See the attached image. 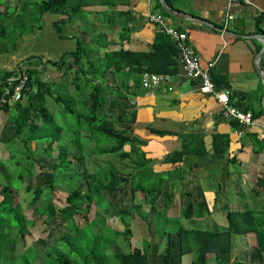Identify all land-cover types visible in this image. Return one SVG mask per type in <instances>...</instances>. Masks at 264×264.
I'll return each mask as SVG.
<instances>
[{"label":"crops","instance_id":"crops-1","mask_svg":"<svg viewBox=\"0 0 264 264\" xmlns=\"http://www.w3.org/2000/svg\"><path fill=\"white\" fill-rule=\"evenodd\" d=\"M89 1L83 7L84 13L74 10L69 17L71 20L62 24L63 37L55 29L56 22L62 17L61 12H57L49 22H45L46 26L39 27L41 32L37 38L26 39L31 44L24 51L41 53L45 56L43 61H46L51 59L52 54L61 56L65 51H74L79 38L90 49L89 56L84 58L89 66V61H98L100 56H105L109 51L124 49L148 52L156 41L166 36L177 45L160 23L150 19L151 14H157L169 26L187 33V44L200 55L204 65L215 62L210 71L216 86L229 89L231 104L251 113L256 119L253 124L243 123L237 118L226 119L216 98L209 93H203L199 83L187 76L180 62L177 72L172 73L175 75L172 84L153 89L142 86L141 80L146 72L138 74L130 71L131 76H126L129 70L127 67L120 76L113 66L105 75L103 93L106 91L107 96L102 118L108 117L105 111L108 102L112 109L118 105L112 101L113 98L126 102L125 110L122 109L118 116L123 111L136 113L132 135L144 139V146L138 150L143 151L149 163L139 165L144 161L142 160L135 164L130 159L133 156L131 154L130 157H124L131 163H125L121 168L114 166L119 175L130 179L119 185V197L130 195L128 203L135 211L126 207L127 213L132 215V222L125 221L123 228L112 229L115 235L110 236L114 240L109 246L110 249L116 250V245L121 242L120 236L124 235L129 251L110 252L108 248L107 253L113 255L115 252L129 253L136 248H147L155 258V264H163L159 254L166 250V232L173 229L179 231L178 227L181 226L187 232L182 236L186 240L180 246L185 249L180 264H193L200 246L202 250L207 249L202 264H264V184H260L264 179V0H252V5L244 2L237 4L232 0H167L171 7L186 14L183 18L170 15L161 0ZM229 12L235 18L231 20L224 34L221 28ZM32 33L36 34L34 30ZM93 34H97L96 39L91 37L94 40L83 38L84 35ZM38 43L37 49H31ZM46 44L51 46L47 47ZM30 56L32 54L25 55L23 60H28ZM29 66L32 64L29 63ZM63 67L66 70L62 74L66 73L68 65ZM63 67L54 69L61 70ZM258 67L262 69L263 76ZM12 69L14 68L10 70ZM42 74L44 72L40 71L41 79ZM88 86L85 98L92 92L93 87L91 84ZM78 93L80 94L79 91ZM112 95L114 96L110 98ZM73 100L71 98L72 108L66 106L64 110H78L84 115L87 106L76 105ZM9 115L5 109L0 111V165L4 161L9 164L15 152L20 154L19 149L15 151L11 145H7L16 138ZM73 115L76 123V116ZM118 116L108 118L115 119ZM57 122L59 126H64L59 120ZM116 124H123L125 127L121 129ZM130 124L129 121L116 122L114 128L125 130ZM218 134L227 135L229 139V149L224 154L215 153L214 141ZM32 142L36 141L33 139L31 146ZM130 144H125L123 149L126 151L125 146ZM261 148L262 151H255ZM73 149V152H77L75 146ZM84 152L86 159L100 155L88 148ZM110 155L121 157L119 153ZM169 155L175 158L181 156V159L178 157L165 160ZM56 156L57 152L51 159ZM71 158L75 159L74 156ZM55 163L54 159L53 165ZM8 166L12 169L17 167L12 164L5 168ZM46 166L45 169L41 168L42 172H51L48 170L50 165ZM98 169L96 166L89 171ZM71 173L72 171L55 172V177L61 174L65 181H55L53 187L40 175L37 186L54 191L55 186L60 184L69 187L70 193L76 187ZM133 174L139 175V181L134 180ZM134 188L137 190L134 191ZM146 190L149 192L146 193ZM48 196L42 198L41 202H45ZM52 198L54 200V196ZM66 200L67 204L68 196ZM105 201L113 203L109 197ZM94 205L100 208L101 216L90 217V220L105 217L107 226L106 220L118 215L115 214L116 204L111 208L106 204L104 209L94 203L90 216ZM120 205L121 202H118L119 208H122ZM204 211L206 212L202 213ZM109 212L111 216L107 218ZM31 216L34 217V214ZM158 216H169L170 230L154 229L152 220L156 221ZM144 221L148 224L145 233L140 228ZM136 222L140 231H135ZM85 224L86 219L83 217L81 225L87 226ZM64 229L66 230L63 227L55 237L61 236ZM31 233L29 235H34L36 231L31 230ZM128 233H132V237ZM38 235H35V240ZM94 236L95 234L90 235ZM101 242L104 247L105 241ZM40 250L35 264L39 260L42 261L40 264L45 262V253L42 248Z\"/></svg>","mask_w":264,"mask_h":264},{"label":"trees","instance_id":"trees-1","mask_svg":"<svg viewBox=\"0 0 264 264\" xmlns=\"http://www.w3.org/2000/svg\"><path fill=\"white\" fill-rule=\"evenodd\" d=\"M5 2L6 0H0V3L5 4ZM89 2V0H42L35 2L13 0L7 11L0 10V40H5L8 36L9 27L6 24V19L7 16H10L11 9H23L27 17H35L37 12L41 15L47 12H61L62 17L56 22L55 29L63 37L62 24L71 20L69 17L72 11L78 10L84 13L83 7ZM19 33L26 32L21 30ZM15 49L16 46L14 45L7 49V52ZM89 51L90 49L78 38L77 48L74 51L63 52L59 59L43 61L42 56L38 58L32 55L28 60H24L17 65L28 71L30 76L29 85L38 88L35 91H26L20 100L14 102L13 105H6L4 108L10 114L8 118L16 131V138H13L12 142H18L19 140L23 145L20 154L14 153L11 157L12 160L16 159L14 164L17 166L14 169L11 168L13 173L9 168H5L4 163L0 165V264H35L41 248L46 257L43 264H152L149 258L152 254L147 248H136L134 252L129 253L115 252L113 255L108 254L107 250L113 242L109 237L106 238L105 229L107 228L105 227L107 226L104 224L101 232L94 237H90L89 225L93 222L104 223V219H106L104 217L103 220H90L92 205L97 203L104 208L106 197L118 199L121 194L119 185L125 181H130V179L119 175L118 170L116 168L112 169V167L89 171V168H86L88 165L86 166L85 163L86 154L84 151L87 146L89 147L88 150L93 153H119L122 159L130 157L131 154L125 151L123 147L133 141L132 128L136 121V113L123 111L115 119L102 118V110L107 96L106 91L105 94L103 93V85L106 84L105 75L113 66L120 76L128 68L126 76H131L130 71L138 74L144 72L175 73L179 68V50L175 42L169 36H166L164 39L156 41L148 52H132L124 49L109 51L106 52L105 56H100L98 61H89V66H87L84 58L89 56ZM29 63L32 66H29ZM64 65H68L66 73L77 68L76 70L80 71V76H82L87 71L85 80L88 81H85L83 90V84L80 82L79 77L76 79L77 82L74 83L80 94L84 95V104L88 109H85V116L78 110H71L76 116V123L73 124L72 133L69 136L65 133L67 125L59 126L55 113L47 108L45 105L46 99L44 98L46 94H50L57 102H65L68 107L72 106L71 99L64 101L60 93L54 91L52 83L42 80L39 75L40 71L47 69V66L60 69ZM15 69H0V93L3 91L7 78L14 74ZM88 84L93 87L90 96H88L90 99L87 96L85 98L84 91ZM34 112L38 114V118L34 116ZM37 119H39L38 122ZM124 121L131 123L127 129L117 130L114 128V123ZM34 122H37V127L30 131V124ZM153 130L160 134L163 133V131H157V129ZM33 139L36 143L41 140H47L49 143L42 150L33 149L31 146ZM106 139H108L109 144H105ZM74 146L77 152L72 151ZM214 149L216 154L227 152L229 149L228 136L216 135ZM262 150L263 148L260 150L255 149L258 152ZM55 152H57L56 163L51 166L52 169L48 168L51 172H45V170L39 172L34 169V158L36 156H46L51 159ZM71 156H74L75 159H72ZM178 157L181 159V156ZM178 157L175 158L173 155H169L166 156L167 159L165 160L178 159ZM142 160L144 161L139 165L149 163V159L145 158L143 151H136L135 158L132 161L136 164ZM41 167L43 169L47 166L42 164ZM57 171H72L73 182L76 183V187L68 195V203L61 207L56 205L52 197L45 202H41L42 198L49 195L46 194L48 193L45 190L47 188L38 187L33 182V177L38 178L41 174V177H44V180L53 187L55 184L53 175ZM26 174H30V176L28 175L30 178L28 182ZM133 176L135 181H139V175L133 174ZM25 181L27 182L26 191L32 193L33 196L31 204L35 207L34 217H29L25 213L22 202L16 201V194H18ZM260 184H264V179L260 181ZM136 190L134 188V191ZM148 192L146 190V193ZM118 200L116 203H108L107 207H113L114 204L118 205V202H121L122 209L128 210L126 207L129 206V203L126 202L125 198L119 197ZM38 204L41 205L37 206ZM201 204L205 207L202 202ZM76 216H83L86 219L87 226H82L76 220ZM42 219L45 224L43 229L38 227V223H41ZM53 223L58 224L57 227L63 225L66 228L61 236H57L58 239L55 237L57 227L55 230L53 227L47 228ZM36 228L40 231L38 238L32 244H28L26 241L27 235L31 233V230L35 232ZM108 229L112 231L110 227ZM164 229L170 230L168 225ZM178 230L173 229V231L166 232V250L164 253L159 254L163 264H180L181 262V256L185 249L180 246L186 240L182 236L187 230H184L181 226L178 227ZM21 240L23 241L22 244H20ZM103 240L105 241L104 247L101 242ZM83 242H85V245ZM206 251L207 249L202 250L200 246L193 264H202Z\"/></svg>","mask_w":264,"mask_h":264},{"label":"rangeland","instance_id":"rangeland-1","mask_svg":"<svg viewBox=\"0 0 264 264\" xmlns=\"http://www.w3.org/2000/svg\"><path fill=\"white\" fill-rule=\"evenodd\" d=\"M28 1L35 2V1H42V0H28ZM11 2H13V0H6L5 4L0 3V10L4 11V12H5V10L7 11L8 7L11 6ZM9 15L10 16H7V19H6V24L9 27L8 36L6 37L5 40H0V69L1 70L2 69L7 70V69H11V68H16L18 64H21L24 61L23 57L27 54L28 55L32 54L34 56H37L38 58L41 56L43 58L45 57L43 54L38 53V52H31V51L25 52L24 49L26 50L27 47H29L31 44V42L29 40H26V39H28L29 37L37 38L38 37L37 35H39L40 34L39 32H41L39 27L40 26H42V27L46 26L45 22L46 21L49 22V20L52 19V17H54L55 14L54 13H47V14L44 13L43 15H41L40 13L37 12V13H35V17H33V16L27 17L25 15V13L23 12V9L16 8L15 10L11 9ZM14 28H16V29L14 30ZM21 30H23L26 33L28 32V34L23 33V35H21L19 33ZM33 30L36 32V34L32 33ZM91 37L96 39L97 34H93L90 36H86V35L83 36L84 39L94 40ZM24 44H26V45H24ZM14 45L16 46V50L11 51V52H7V49H9L10 47H12ZM38 46H39V43L35 46L33 45V48H31V49H37ZM46 46L49 47L51 45L46 44ZM94 47H96V46H94ZM50 58L53 60H56V59H59L60 56L58 54H56V55L52 54V55H50ZM14 66H16V67H14ZM76 69L77 68L71 69L67 74L66 73L62 74L66 70V67H63L61 70H58V69H53V67H51V66H47V70L43 71L44 74H42L41 77L45 81L52 83L51 84L52 88L54 89L55 92L60 93V95L62 96L64 101L65 100L67 101L71 98H74V100H73L74 104L82 105V104H84V95L81 96V94L78 93V90L75 88L74 83L77 82L76 79H78V77H79L80 82L83 84V87H82V90H83L85 87L84 84L86 81L85 79L87 77L86 76L87 71H86L85 75L80 76L81 72L76 70ZM76 72H77V74H76ZM86 82H88V81H86ZM84 91H88V87H86ZM113 96L114 95H112L110 98H112ZM44 99H46L45 103H46L47 108H49V110L51 112L55 113L57 120H59L65 126L67 125L65 133L67 136H69L70 133H72L71 128H72L73 124H75L74 115L70 114L71 112L69 110L65 111L64 109L67 105L64 102H57L56 99L52 95L46 94ZM108 100H109V98H108ZM112 101L118 105L116 106L115 109H112L110 107L109 102H108V104H106L105 111H106V115L108 117L118 116V113L120 111H122V109L125 110L126 102L122 101L121 99H117V98H113ZM34 116L36 118L39 117L38 114L35 112H34ZM36 121L38 122L39 119H37ZM37 122L30 124V126H31L30 131H33L37 127ZM117 127L123 129L125 126L123 124H118ZM132 137L134 138V141L131 142V144L129 146L128 145L125 146L126 151H128L130 154L133 155L130 157V159L135 158V152L138 149H140L141 146H144V144H143L144 139L143 138H141L138 135H136V136L132 135ZM46 141L47 140L37 141V143L32 142V147L33 148L37 147L39 150H42L49 143V141H47V142ZM105 141L107 142L108 139H106ZM106 142H105V144H109L108 142L107 143ZM36 144H39V145L37 146ZM7 145H11V148L14 149L15 151H17L18 149L19 150L22 149L23 144L20 143L19 141L18 142L15 141L12 143H7ZM86 148L89 149V147H87V146L85 147V149ZM15 153H18V152H15ZM48 158L49 157H46V156H36L34 158V166H35L34 169L37 171H40L42 168L41 167L42 164L43 165H50L49 167H50V169H52L51 166L54 163L55 157H54V159H48ZM15 160L10 161L9 164H8V162L6 163V161H4L5 166L14 164ZM85 163H86V166L88 165L89 169L95 168L96 166L98 168L101 167L100 169H102V168L107 169L110 167H113L112 169H114V166L117 168H121V166L125 165V163L129 164L131 162L129 159L122 160L117 155L100 154L97 157H88L86 159ZM8 168L11 170V173H13L11 167L8 166ZM28 175L30 176V174H28ZM28 175L26 174V177H28L27 182L30 180ZM53 178L55 179V181L57 183H62L65 181L64 176L61 174L57 175L56 177L53 175ZM27 182L25 181L23 183V186L20 188V191L18 192V194H16V201L22 202L23 207L25 209V212L29 215V217H32L31 214L33 213V208H35V207L32 206V204L30 203L31 200L33 199L32 193L26 191ZM33 182L37 185L39 183V178H37L36 176L33 177ZM45 190H47L48 192H51L49 194L47 200H49L52 196H54V200H55L56 205L64 206L66 204V201H67L66 199H67V196H68L69 190H70L69 187L57 184L55 186L54 191L50 190L49 188H47ZM128 197H130V195L125 196V200L127 203L129 202ZM118 199H119V196H118ZM118 199L111 198L109 200L113 201V203H116V201H119ZM108 203H109L108 201H105V204H108ZM115 207H116L115 214L118 213V215H114L111 219L106 220V224L108 227H110L111 229H116V227L117 228H123L122 224L125 221L130 220V222H132V219L130 218V217H132V215H130V213H127L126 210L122 209L123 208L122 205H120V207H122L121 209L119 208V206L117 204ZM109 208H111V206ZM127 208L135 211V208L133 209V206H131V205H129ZM99 212H100V208H98V206L94 205L90 217L93 218L96 215H97V217H100L101 214ZM110 213L111 212H109V215L107 216V218H109L111 216ZM76 217H77L76 220L82 224L83 217L82 216H76ZM168 217L169 216H164V217L158 216L156 221L152 220V221H154V229L157 228V229L162 230V228H165L168 225V222L170 220ZM43 219H44V217H43ZM43 219L41 220V223H38V227H41V229H43L45 227V224L43 223ZM103 224L105 225V222L104 223L103 222H93L92 224L89 225L90 229H88V232L91 234L97 235L99 232H101V228H102ZM140 225H141L140 228L143 229V232L148 230V228H147L148 224L145 221L141 222ZM57 226H58V224L53 223L51 226H47V228L53 227V229L55 230ZM62 227H63V225L57 227L56 234L59 233L61 231V229H63ZM108 227H105V228H107V229H105V231H106L105 236H106V238L109 237V239L114 243L113 238H111L110 236H114L115 233L110 231L108 229ZM37 228H36V233L34 235H29V234L27 235L26 241L28 244L32 243L35 240V235H38L40 233L39 229H37ZM98 228H100V229H98ZM140 228H138L137 222H136L135 231L136 230L140 231ZM134 233L137 234L136 232H134ZM128 236L132 237V233H128ZM120 239H121V242L118 245H116L117 246L116 250L109 248L110 252H114L117 250L129 251V249H128L129 244L127 241H124V235L120 236ZM22 242L23 241L21 240L20 244H22ZM149 258H150L151 263L155 264V262H156L155 258L152 257L151 255ZM41 262L42 261L39 260V263H36V264H40Z\"/></svg>","mask_w":264,"mask_h":264},{"label":"built area","instance_id":"built-area-1","mask_svg":"<svg viewBox=\"0 0 264 264\" xmlns=\"http://www.w3.org/2000/svg\"><path fill=\"white\" fill-rule=\"evenodd\" d=\"M240 4L244 2L247 5H252V0H232ZM235 15L229 12L223 22L221 28L224 33L231 23ZM150 19L154 22L160 23L168 34H170L177 43L179 50V62L182 64L187 76L199 83L200 89L203 93L213 95L218 103L222 106L221 113L226 119L237 118L246 124H253L256 122L254 116L236 106L231 104V91L229 89H221L216 86L211 76L210 68L214 65V61L203 64L202 58L199 54L195 53L187 44L188 35L186 32L181 31L175 27L169 26L165 19L157 14H151ZM225 34V33H224ZM175 75L172 73H153L147 72L143 74L141 83L146 89H153L161 87L164 84H172ZM30 76L28 71L20 66H17L14 74L7 78L2 93H0V111L6 105H13L14 102L20 100L26 91H35L37 86L29 85ZM172 89V86H170Z\"/></svg>","mask_w":264,"mask_h":264},{"label":"water","instance_id":"water-1","mask_svg":"<svg viewBox=\"0 0 264 264\" xmlns=\"http://www.w3.org/2000/svg\"><path fill=\"white\" fill-rule=\"evenodd\" d=\"M161 3H162V5H163L164 9H165L170 15H172V16H174V17H181V18L185 17V15H186L185 13H183L182 11H179V10L173 8V7H171V6L168 4V1H167V0H161ZM263 35H264V34H263ZM258 70H259V72L262 73V76H263V71H262V69L258 67ZM263 77H264V76H263Z\"/></svg>","mask_w":264,"mask_h":264}]
</instances>
